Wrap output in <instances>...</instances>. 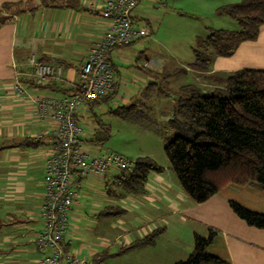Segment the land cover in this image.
Here are the masks:
<instances>
[{
  "label": "crops",
  "instance_id": "obj_1",
  "mask_svg": "<svg viewBox=\"0 0 264 264\" xmlns=\"http://www.w3.org/2000/svg\"><path fill=\"white\" fill-rule=\"evenodd\" d=\"M32 1L34 9L16 13L14 10L26 8L27 0H0V18L10 20L0 23V264H34L40 255L34 245L35 235L42 226L38 208L44 195V162L54 147L50 134L56 126L51 119L40 120L31 99L27 95L18 97L12 84L22 83L29 95L35 96L74 91L78 83L77 69L107 25L98 9L104 0H40V4ZM184 1L185 4L198 3V0ZM223 1L226 2L215 8L236 0ZM4 3L18 4L5 9ZM91 5L95 9H91ZM141 6L140 0L134 14L136 25L143 27L139 21L145 15ZM114 52L111 57L116 78L114 93L87 102L77 112L78 122L83 124L81 140L91 149H98L93 139L102 131L98 124L101 119L95 110L109 108L111 111L136 102L146 104L160 91L155 85L162 71L155 67L140 68L129 63L123 53L114 55ZM32 56L61 64V76L36 85L30 63ZM121 59L127 61L126 66L120 64ZM246 67L264 68V25L256 40L242 42L230 56H216L208 72L188 68L185 73L193 78L192 84L204 87L205 80H212L209 76L226 77ZM170 117L172 114L164 119L167 121ZM115 173L82 178L78 197L69 212L70 224L64 244L86 264H117L115 255L122 257L137 251L143 258L141 264L146 261L148 264H173L187 258L193 248L194 234L206 236L209 230L215 234L208 244V253L229 264H264V230L248 226L228 204L233 200L264 213V191L261 189L248 184H230L207 201L194 203L175 175L164 170L150 172L144 190L133 194L118 190ZM85 207L89 208L88 212ZM106 207L110 212L116 213L118 209L124 212L112 216L105 212ZM104 218L115 220L111 225L114 228L119 224L120 229L118 225L115 230L109 228L108 222L104 227L99 221ZM83 221L86 224L97 222L88 234L100 236L84 238L85 231L79 226ZM155 229H162V232L153 245L116 254L120 247ZM163 236H167L166 245L161 243ZM158 248L166 253L157 255Z\"/></svg>",
  "mask_w": 264,
  "mask_h": 264
},
{
  "label": "trees",
  "instance_id": "obj_2",
  "mask_svg": "<svg viewBox=\"0 0 264 264\" xmlns=\"http://www.w3.org/2000/svg\"><path fill=\"white\" fill-rule=\"evenodd\" d=\"M17 4L4 3L3 7L10 9ZM25 7L14 12L34 9L29 2ZM216 13L235 20L237 28H212L204 38L198 37L192 47L193 61L176 68V72L185 73L188 68L208 72L216 56H230L242 42L256 40L264 25V0H236L217 7ZM7 20L1 17L0 23ZM209 77L215 80V87L205 89L188 83L178 88L176 97L165 93L173 100L172 117L165 120V129L173 131V136H162L163 150L180 187L194 203L207 201L230 184H248L264 191V68L246 67L226 77ZM132 106H118L111 112L120 118H132ZM107 135V129L99 131L93 141L101 143ZM163 168L150 157L139 156L132 170L116 171V186L123 194L140 193L149 173L162 172ZM228 204L248 226L264 230V213L233 200ZM106 208L112 216L122 211L114 213ZM161 232L155 229L120 247L116 254L153 245ZM214 234L213 230L206 236L194 234L187 258L173 264H229L208 253Z\"/></svg>",
  "mask_w": 264,
  "mask_h": 264
},
{
  "label": "built area",
  "instance_id": "obj_3",
  "mask_svg": "<svg viewBox=\"0 0 264 264\" xmlns=\"http://www.w3.org/2000/svg\"><path fill=\"white\" fill-rule=\"evenodd\" d=\"M139 2L104 0L98 7L107 25L100 40L89 49L77 69L78 83L74 91L35 96L29 95L22 83L12 84L18 97L27 95L31 99L40 120L48 118L56 124L50 134L54 147L44 162V195L38 208L42 226L34 243L40 255L34 264H86L64 244V235L70 224L69 212L78 197L79 182L89 175L101 177L111 171H129L135 166V159L123 153L86 146L80 137L82 128L77 112L87 102L114 93L116 78L111 51L151 35L147 26L136 25L134 11ZM90 8L95 9L93 5ZM30 63L36 85L60 77L63 70L61 64L35 59L34 56Z\"/></svg>",
  "mask_w": 264,
  "mask_h": 264
},
{
  "label": "rangeland",
  "instance_id": "obj_4",
  "mask_svg": "<svg viewBox=\"0 0 264 264\" xmlns=\"http://www.w3.org/2000/svg\"><path fill=\"white\" fill-rule=\"evenodd\" d=\"M173 1L175 0H161V2L160 0H141V9L145 15H142L144 17L139 19V21L140 24L151 29V35L142 37L129 46L115 48L111 51V57L112 52L115 50L114 55L123 53L124 57L129 59L127 60L129 63L141 66L140 68L145 66L155 67L158 71L163 72L162 77L167 74L164 78L161 77L155 85L156 89L159 88L160 90L159 95H164L168 92L172 94L171 96H175L177 95L175 89L179 85L194 82L190 74L178 73L175 68L187 67L193 61L192 47L198 37L204 38L212 28L235 29L238 26L235 20L216 13L215 7L226 1L198 0V3L191 2V4H185L184 0ZM28 2L30 4L34 3L32 0H27ZM127 61L121 59L119 62L121 65L126 66ZM204 82L206 83L203 87L205 89L216 85L215 80H205ZM207 84H210V86ZM159 95L154 96L146 104L134 103L135 105L130 110L132 118H120L109 111V108H106L105 111L95 110L102 123H98L99 127L102 131L108 130V135L101 143L93 141L98 150L112 149L132 159H136L139 156H148L158 165L164 167L163 170L166 173L174 175L163 150L164 142L162 137L170 138L173 136V131L165 129L166 121H164L165 116L172 114L173 105L171 107V104L173 100L172 98L167 99L165 95ZM112 105L111 107L114 108L115 104ZM79 125L83 126L81 122H79ZM102 203L104 204V201ZM85 209L88 212L89 208L85 207ZM121 212L123 213L124 211ZM106 219L99 221H102L104 227L105 223L108 222L109 228H113L111 223L115 220L108 218L105 221ZM95 223L97 222L86 224L83 221L79 225L85 231L83 233L84 238L94 235L92 239H96L100 236L96 233L88 234L91 228L97 226ZM117 225L119 226V224ZM117 225L116 227L114 226L115 229H117ZM118 229H120V226ZM166 241L167 236H163L162 245H166L168 243ZM161 249L163 250V248ZM138 253L141 252L137 251L124 256L121 255L122 257L115 255V262L117 264H141L143 258H140L141 254ZM165 253L161 250L156 252L160 256ZM146 264H148L147 261Z\"/></svg>",
  "mask_w": 264,
  "mask_h": 264
},
{
  "label": "water",
  "instance_id": "obj_5",
  "mask_svg": "<svg viewBox=\"0 0 264 264\" xmlns=\"http://www.w3.org/2000/svg\"><path fill=\"white\" fill-rule=\"evenodd\" d=\"M37 1V4H40V0H35V2Z\"/></svg>",
  "mask_w": 264,
  "mask_h": 264
}]
</instances>
